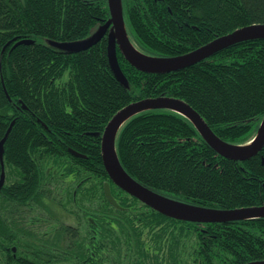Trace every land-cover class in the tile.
<instances>
[{
	"label": "trees",
	"instance_id": "16d2710c",
	"mask_svg": "<svg viewBox=\"0 0 264 264\" xmlns=\"http://www.w3.org/2000/svg\"><path fill=\"white\" fill-rule=\"evenodd\" d=\"M122 3L130 37L152 56H180L264 23V0ZM108 17L107 0H0V141L14 121L4 143L0 264H104L110 256L115 264L264 260V218L201 224L165 217L116 187L100 154V135L115 113L159 96L187 103L223 141L250 142L264 117V38L237 43L167 74L139 72L118 54L129 88L109 66L105 39L72 54L40 41H75ZM14 38L35 43L12 49L15 41L7 43ZM116 151L133 179L169 199L218 210L264 206V146L244 162L223 158L175 112L132 117L118 133ZM49 166L60 176L51 180L52 171L45 174ZM71 175L78 182L68 180ZM104 182L120 208L107 201ZM49 183L63 195L60 201L47 196L54 189ZM46 214L57 226L45 221ZM20 225L28 227L25 237L15 239ZM58 242L71 251L50 261L45 255L53 254Z\"/></svg>",
	"mask_w": 264,
	"mask_h": 264
},
{
	"label": "water",
	"instance_id": "95a60500",
	"mask_svg": "<svg viewBox=\"0 0 264 264\" xmlns=\"http://www.w3.org/2000/svg\"><path fill=\"white\" fill-rule=\"evenodd\" d=\"M160 1V0H154ZM109 11L108 19L101 25L99 31L84 44L76 42L57 43L59 49L56 51L64 54H72L87 50L95 46L102 38L106 37V54L109 66L120 84L129 88V83L123 74L118 62L117 52L133 68L139 72L147 74H167L177 72L201 62L218 52L233 46L237 43L264 38V23L253 24L236 29L232 33L216 38L201 48L174 57L152 56L140 51L131 41L127 33L122 0H107ZM17 38L8 42L7 45L16 41ZM33 40H19L13 44V48L20 45H32ZM8 97V96H7ZM22 109H26L22 105ZM152 110H168L185 117L196 129L203 140L223 158L244 162L256 156L264 146V117L256 131L254 139L250 143L234 145L227 143L217 137L208 127L202 117L194 111L187 103L177 98L159 96L145 98L125 106L115 113L106 124L100 135V154L103 168L110 181L119 189L145 204L155 212L182 222L201 223V224H225L230 222L246 221L264 218V206L242 207L231 210H218L211 208L198 207L159 195L148 188L142 186L133 179L122 167L117 151L116 140L120 129L132 117ZM14 125V121L8 127L4 138L0 141V161L3 164V145ZM69 152L79 158L83 155L73 149ZM5 182V174L0 175V190ZM104 195L107 201L115 208H120L111 194L110 185L105 182L103 185ZM13 248V252H15ZM246 264H264V260H256Z\"/></svg>",
	"mask_w": 264,
	"mask_h": 264
},
{
	"label": "rangeland",
	"instance_id": "374dc122",
	"mask_svg": "<svg viewBox=\"0 0 264 264\" xmlns=\"http://www.w3.org/2000/svg\"><path fill=\"white\" fill-rule=\"evenodd\" d=\"M100 27H101V24H97V25H94L93 27H91L88 31H87V33L85 34V36L84 37H82V38H80V39H77V40H75V42H76V44H84L86 41H89L98 31H99V29H100ZM40 41H41V43H43L44 45H47V46H49V47H51V48H56V49H59V47L57 46L58 44L57 43H61V42H58V41H53V40H49V39H40ZM74 42V41H73ZM65 75V74H64ZM45 174H48V172H51L52 171V176L50 177V179L51 180H54V179H56L57 177H59L60 176V173L58 174V176H54V174H55V172L53 171V169H52V167L51 166H49L48 168H46L45 169ZM5 174H6V171H5ZM82 177H84V175L83 176H79V178L78 179H80V178H82ZM73 178V175H71L70 176V178L68 179V180H70V179H72ZM86 177H84L83 179H85ZM75 183L76 182H78V180L77 179H72ZM53 182H55V181H53ZM49 184H51V185H53L54 186V184L53 183H49ZM49 184H45V186H47L49 189H50V186H48ZM89 184H87L86 186H88ZM55 188H56V186H54V189H53V187L51 188V189H53L52 190V192H47V196L48 197H50L51 199H53L54 200V202H57V201H60L59 199H60V197L61 196H63V195H60L59 194V191H57V190H55ZM34 210H36L35 212L36 213H38V210H37V206H35L34 208H33ZM54 215H58V216H62V212H56V213H54ZM46 220L45 221H47L48 222V224H53V226H57V225H54V219L52 218V217H50L49 215H45V217H44ZM38 223L39 224H41V228L40 229H42V230H46V228L42 225V223L40 222V221H38ZM77 225V224H76ZM82 226H84L85 227V224L84 223H81V227ZM87 226V225H86ZM17 227V226H16ZM27 226L26 225H20L19 227H18V229L20 230V232H18L17 233V229H15V235H14V238L15 239H20V238H24L25 237V234H26V230H27ZM88 228V227H87ZM47 234H46V236H49V240H51L52 239V237H53V235L51 234V233H49V232H46ZM79 238V233L78 232H76V231H74V233L72 234V238L74 239V240H76V238ZM40 243V246L42 245V243L41 242H39ZM53 243H51L48 247H50L51 245H52ZM69 245H73L72 243H70V240H69ZM43 246V245H42ZM61 247H62V249H61ZM42 249H43V247H41ZM63 251H71V249H69V248H66V246H65V244L63 243V242H58V244H57V248L54 250V253L53 254H50V255H45L50 261H53V259L55 260L56 258H58V259H64L67 255H65V253L63 252ZM122 257H124V256H122ZM116 263V261H115V258L113 257V256H110V257H106L105 258V262H104V264H115ZM62 264H64V262H62Z\"/></svg>",
	"mask_w": 264,
	"mask_h": 264
},
{
	"label": "bare ground",
	"instance_id": "6f19581e",
	"mask_svg": "<svg viewBox=\"0 0 264 264\" xmlns=\"http://www.w3.org/2000/svg\"><path fill=\"white\" fill-rule=\"evenodd\" d=\"M220 38V37H219ZM15 42H17V41H15ZM3 155H4V145H3ZM3 159V158H2ZM1 162V161H0ZM1 166H2V171L4 172V174H5V166H4V161H3V164H1ZM2 173V172H1ZM28 210V209H27ZM192 227V226H191Z\"/></svg>",
	"mask_w": 264,
	"mask_h": 264
},
{
	"label": "flooded vegetation",
	"instance_id": "af4514ba",
	"mask_svg": "<svg viewBox=\"0 0 264 264\" xmlns=\"http://www.w3.org/2000/svg\"><path fill=\"white\" fill-rule=\"evenodd\" d=\"M103 39H105V41H107V40H106V37H104ZM90 220H91V218H90ZM91 221H92V220H91ZM71 230L76 231V227L72 228ZM76 232H77V231H76Z\"/></svg>",
	"mask_w": 264,
	"mask_h": 264
}]
</instances>
